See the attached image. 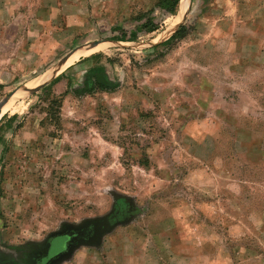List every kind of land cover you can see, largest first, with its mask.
Here are the masks:
<instances>
[{
	"label": "rangeland",
	"instance_id": "1",
	"mask_svg": "<svg viewBox=\"0 0 264 264\" xmlns=\"http://www.w3.org/2000/svg\"><path fill=\"white\" fill-rule=\"evenodd\" d=\"M159 1L0 0V264H264V0Z\"/></svg>",
	"mask_w": 264,
	"mask_h": 264
},
{
	"label": "trees",
	"instance_id": "2",
	"mask_svg": "<svg viewBox=\"0 0 264 264\" xmlns=\"http://www.w3.org/2000/svg\"><path fill=\"white\" fill-rule=\"evenodd\" d=\"M181 0H160L158 7L165 12L168 16H175L177 17L178 11L180 9ZM137 30L131 33V36L128 37L126 34H123L121 37L117 38L116 40L121 42H136L138 41V33L144 32L146 34L154 33L159 31L163 28L159 22L156 21V18L152 15H145L138 19ZM187 33H189V29L186 24L181 25L180 28L175 32V34L164 43L160 44L159 47H164L169 45L172 41L184 37ZM157 47V48H159ZM97 55L91 56L88 60H92L96 58ZM90 75L87 76V89L89 91L100 89V90H107L111 89L112 82L108 79L107 74L103 70L102 67H96L95 69H91L89 71ZM62 76V75H61ZM59 76L57 80L61 77ZM54 84L51 83L48 86L42 88L41 92L47 93V91L52 87ZM62 238V237H61Z\"/></svg>",
	"mask_w": 264,
	"mask_h": 264
},
{
	"label": "flooded vegetation",
	"instance_id": "3",
	"mask_svg": "<svg viewBox=\"0 0 264 264\" xmlns=\"http://www.w3.org/2000/svg\"><path fill=\"white\" fill-rule=\"evenodd\" d=\"M73 238L77 237L76 234H73ZM69 241V237H58L52 241L51 247L47 250L48 252L41 254H36L38 256H34L32 260L36 261V264H46L47 261L54 255L62 252L67 248V244ZM46 251V250H45ZM44 251V252H45ZM40 260V261H39Z\"/></svg>",
	"mask_w": 264,
	"mask_h": 264
},
{
	"label": "bare ground",
	"instance_id": "4",
	"mask_svg": "<svg viewBox=\"0 0 264 264\" xmlns=\"http://www.w3.org/2000/svg\"><path fill=\"white\" fill-rule=\"evenodd\" d=\"M189 4H190V0H181L180 11L178 12V15H177L176 19L174 20L173 24L170 25L165 30V32H167L168 34H171V32H173L174 28L177 26V24H179V22L182 21V19L184 18L185 14L187 13L188 8H189ZM89 51H90L89 49H85V50L77 53V55H75V58H77L78 56H80L82 54H86ZM52 75H53V73L49 72L45 76H43V79L42 80H45V79L49 78ZM10 103H9V105H10ZM3 104H4L5 107L7 106V103L6 102H4ZM1 109H2V105L0 106V111H2Z\"/></svg>",
	"mask_w": 264,
	"mask_h": 264
},
{
	"label": "water",
	"instance_id": "5",
	"mask_svg": "<svg viewBox=\"0 0 264 264\" xmlns=\"http://www.w3.org/2000/svg\"><path fill=\"white\" fill-rule=\"evenodd\" d=\"M178 12H179V11H178ZM67 59H68V58H67ZM67 59L64 60L63 64L65 63V61H66ZM10 96H11V95H10ZM10 96H8V97H6V98H9ZM4 99H5V98H4ZM60 236H61V235H60ZM71 251H72V249L70 250L69 248H66V250H65L64 252L59 253V254L56 256V259H55V261H54L53 263H55V264L60 263L61 261H63L64 258L67 257V255H70Z\"/></svg>",
	"mask_w": 264,
	"mask_h": 264
},
{
	"label": "crops",
	"instance_id": "6",
	"mask_svg": "<svg viewBox=\"0 0 264 264\" xmlns=\"http://www.w3.org/2000/svg\"><path fill=\"white\" fill-rule=\"evenodd\" d=\"M181 5V4H180ZM179 11H180V9H179Z\"/></svg>",
	"mask_w": 264,
	"mask_h": 264
}]
</instances>
